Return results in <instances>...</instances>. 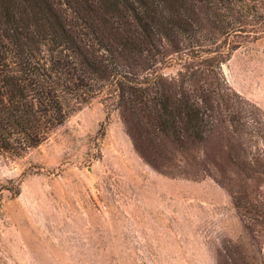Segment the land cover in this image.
<instances>
[{
	"label": "trees",
	"instance_id": "16d2710c",
	"mask_svg": "<svg viewBox=\"0 0 264 264\" xmlns=\"http://www.w3.org/2000/svg\"><path fill=\"white\" fill-rule=\"evenodd\" d=\"M263 32L264 0H0V154L38 146L99 97L161 172L170 173L155 149L208 155L215 138L228 131L239 139L245 126L264 158L261 115L221 71L234 49ZM171 62L180 68L168 77L159 65ZM244 143L226 161L246 173L258 157L242 153ZM217 181L241 216L264 223V207L245 204L226 176Z\"/></svg>",
	"mask_w": 264,
	"mask_h": 264
},
{
	"label": "rangeland",
	"instance_id": "374dc122",
	"mask_svg": "<svg viewBox=\"0 0 264 264\" xmlns=\"http://www.w3.org/2000/svg\"><path fill=\"white\" fill-rule=\"evenodd\" d=\"M159 68L170 77L180 65ZM221 71L264 123V32ZM250 128L215 138L208 155L155 149L164 173L136 150L120 112L91 99L38 146L0 154V264H264V223L241 216L217 181L226 176L245 204L264 207L263 152ZM243 140L255 171L226 161Z\"/></svg>",
	"mask_w": 264,
	"mask_h": 264
}]
</instances>
